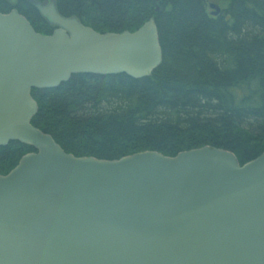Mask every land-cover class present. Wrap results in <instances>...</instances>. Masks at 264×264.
I'll return each mask as SVG.
<instances>
[{
    "label": "water",
    "instance_id": "obj_1",
    "mask_svg": "<svg viewBox=\"0 0 264 264\" xmlns=\"http://www.w3.org/2000/svg\"><path fill=\"white\" fill-rule=\"evenodd\" d=\"M25 1L55 29L0 12V147L35 150L0 174V264H264V151L242 165L208 146L75 157L31 124L33 89L72 75L149 77L162 62L155 17L98 33L55 0Z\"/></svg>",
    "mask_w": 264,
    "mask_h": 264
},
{
    "label": "trees",
    "instance_id": "obj_2",
    "mask_svg": "<svg viewBox=\"0 0 264 264\" xmlns=\"http://www.w3.org/2000/svg\"><path fill=\"white\" fill-rule=\"evenodd\" d=\"M206 0H55L64 17L98 33L133 32L155 17L162 62L149 77L72 75L31 91V124L75 157L115 160L143 151L175 156L208 146L242 165L264 151V0H226L217 16ZM156 8L159 9L155 13ZM40 34L54 27L25 0H0ZM35 150L0 147V174Z\"/></svg>",
    "mask_w": 264,
    "mask_h": 264
},
{
    "label": "rangeland",
    "instance_id": "obj_3",
    "mask_svg": "<svg viewBox=\"0 0 264 264\" xmlns=\"http://www.w3.org/2000/svg\"><path fill=\"white\" fill-rule=\"evenodd\" d=\"M11 1L15 2L16 0H11ZM224 1H226V0H206L205 2H206V7H207L208 13L210 14L211 11L213 10V9L210 8L211 4L217 5L219 7V9H220L221 7H223V5H224L223 2Z\"/></svg>",
    "mask_w": 264,
    "mask_h": 264
},
{
    "label": "flooded vegetation",
    "instance_id": "obj_4",
    "mask_svg": "<svg viewBox=\"0 0 264 264\" xmlns=\"http://www.w3.org/2000/svg\"><path fill=\"white\" fill-rule=\"evenodd\" d=\"M38 1H41V0H38ZM15 2H18V0H16Z\"/></svg>",
    "mask_w": 264,
    "mask_h": 264
}]
</instances>
